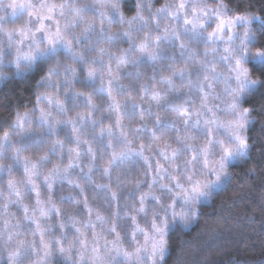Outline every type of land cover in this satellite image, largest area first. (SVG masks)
Returning a JSON list of instances; mask_svg holds the SVG:
<instances>
[{
	"label": "clouds",
	"instance_id": "clouds-1",
	"mask_svg": "<svg viewBox=\"0 0 264 264\" xmlns=\"http://www.w3.org/2000/svg\"><path fill=\"white\" fill-rule=\"evenodd\" d=\"M181 2L185 5L182 9ZM123 4L124 0H28L25 12L13 20H4L0 13V90L13 84H19L20 91L24 87L31 88L35 106L18 110L15 120L18 113L22 116L34 108L38 115L39 107L44 105L38 104L37 98L55 95L57 84L61 86L62 96L66 90L63 82L70 79V69L79 67L81 57L85 67L95 68L98 76L103 74L107 80L119 77L116 84L125 87H117L113 95L121 97V106H144L143 111L135 113L131 123L124 126L131 147L138 150L143 144L144 151L143 157L138 152L130 155L142 158V164L133 166L139 178L132 173L124 178L117 177V182L107 189L110 195L115 192L118 199L125 202L121 207L122 215L117 219L127 225L129 216L142 217L149 232L154 213L161 229L167 223L168 252L165 261L157 256L155 264H166L173 235L177 238L173 264H212L207 253L217 248L222 231H230L232 226L228 224L229 217H222L223 223L213 221L202 215V209L213 207L214 201L223 209L234 183V166L244 167L250 159L251 145L249 155L241 159L235 154L225 156L220 144L230 147L233 153L238 151L226 126L239 123L245 109L252 116L253 109L245 106V101L251 98L248 92L264 87V72L250 67H260L257 60L242 62L241 67L247 71L246 79L237 80L236 74L230 71L236 59L243 55L240 37L245 28L256 37L257 44V47H250L249 57L260 43H264L255 29L258 21L254 20L252 26L237 25L234 29L237 39L230 44L226 42L227 32L225 42H209L207 33L215 27L212 25L216 24L217 8L227 9L225 0H216V3L209 0H159V3L157 0H134L131 14L125 13ZM226 15L237 14L229 15L227 10ZM240 15L256 16L247 12ZM57 27L63 40L53 48L45 41L44 33H55ZM194 28L201 35H194ZM25 31L28 39L21 44ZM63 41L70 42L71 51L65 48ZM225 48L235 51L226 53ZM226 55L230 59L225 60ZM49 79L51 87H46L44 82ZM133 87L138 89L136 94ZM157 119L160 125L156 124ZM254 122V119L249 121L243 135L247 136V129ZM141 126L143 132L134 131ZM210 141L213 151L208 161L210 167L215 165V173L205 169L201 152ZM150 156L156 163L151 179L146 180L144 166H149ZM193 167L195 175L189 180ZM76 175L90 179L89 168ZM172 176L179 179L182 188L176 186ZM71 179L72 184L77 183L73 171ZM196 181H199V190L193 189ZM142 196L148 197L143 205L144 214L137 212ZM110 220L111 217L109 223ZM198 225L199 230L187 239ZM20 239L17 233L11 241L8 238L0 241V264H10L8 254L17 249L16 242ZM136 243H144L142 233L137 234ZM100 244L103 264H121L113 260L115 250L104 251L103 242ZM90 252L91 247L85 254L86 259ZM18 264H36V257L25 256ZM141 264H153V261L146 258Z\"/></svg>",
	"mask_w": 264,
	"mask_h": 264
},
{
	"label": "snow or ice",
	"instance_id": "snow-or-ice-1",
	"mask_svg": "<svg viewBox=\"0 0 264 264\" xmlns=\"http://www.w3.org/2000/svg\"><path fill=\"white\" fill-rule=\"evenodd\" d=\"M28 0H0V13H3L4 20H13L25 12ZM179 7H185L181 2ZM51 11V9H49ZM193 14H196V8H193ZM227 9L216 10V24L212 31L207 33L206 39L209 42H225L224 34L227 32V43L233 42L237 39V34L234 29L237 25H253V21H258L259 32L264 33V18L259 16L240 15L235 16L226 15ZM31 15V13H29ZM207 15V13H204ZM51 19V17H48ZM189 21L185 18V23ZM59 25V21H56ZM43 27V26H41ZM194 35H201L195 28ZM35 42L38 39L33 37ZM28 39L27 32L22 33V44L24 40ZM45 41L53 48L57 43L63 40L59 27L55 33L45 32ZM241 39V49L243 55L236 59L235 67L230 71L236 74L237 80L241 77L247 78V71L241 67L243 61L248 59L257 60L260 62V69H264V43H260L257 51L253 56L249 57L250 47H257L256 37L250 35L248 28H245ZM264 41V35L261 36ZM67 50L71 51V44L68 41H63ZM226 53L235 51L234 49L225 48ZM20 53L18 52V55ZM225 60L230 59L229 56L224 57ZM95 63V62H93ZM103 62L101 61V66ZM257 66V65H256ZM109 71L111 65L109 64ZM71 77L63 82L66 89L61 96V86L57 84L55 95H46L37 98V103H43L44 106L39 107L38 115L36 109L32 112H25L22 116L17 114L15 120L12 121L7 131H2L0 134V160H9L10 163H0V176L7 173L9 179L7 180V197L0 192V200L3 204L0 205L3 211L7 213L9 207L15 204L17 207L23 209V221L27 222V229L31 232L32 239H20L17 243V249L14 252H9L8 260L10 264H18V262L25 256L36 257V264H53V257H61L65 264H103V258L99 255L101 251L100 241L103 240V249L107 252L116 251L114 261H120L121 264H141V261L146 258L151 259L155 264L156 257L160 261H165V254L168 252V238H167V223L164 228L158 225L156 214L154 213L151 220V232L145 227H141L138 223V216L132 215L131 223L132 230L130 233L131 240L135 243V247H125V237L129 235L127 225L118 221V212L111 213L110 223L99 210L96 211L95 220L100 222L102 230L97 232L96 224L92 221V208L89 205L88 198L85 196L83 206L88 211V219L83 221L84 228L89 226L92 229L91 241L88 240L86 231H82L78 227L76 218V211L81 201L76 200V208L67 216V222L63 219L64 212L62 208L58 207L53 198L55 185L58 181H66L72 184L71 173L76 167H80V161L84 151L81 149V144H87L86 155L89 160V174L93 171V165L97 160L98 153L94 151L92 143L88 139H81L86 136L85 128L91 125L93 128L92 139L98 141L100 147L106 151L111 150V158L108 160L106 166L103 167V176L111 180L112 171L118 161L128 158L132 153H137L143 157L144 145L141 144L139 149L131 147V141L128 139V132L124 127L123 108L116 97L113 95L114 90L119 87L123 89L124 85H117L116 78L107 80V87H104V75L98 76L95 68H86L83 57L80 58V65L76 69H70ZM264 72V71H261ZM183 73L181 72V76ZM100 81V86L96 87V81ZM46 87H51V80L45 81ZM80 89V90H78ZM264 91V87L257 89H250L248 95L255 96L257 93ZM107 96V107L104 108L102 104L97 103V100H103L104 94ZM141 105H133V108ZM103 112L100 119L95 118L98 111ZM135 116V111L129 114L132 119ZM108 120L107 126H101L99 133L95 132L98 125H103L104 120ZM141 119L143 117L141 116ZM240 122L229 124L226 127L229 129V134L238 145V151L233 153V150L220 144V148L225 156L238 155L241 159L249 155L248 149L250 144L248 136L243 135L242 132L246 129L247 124L254 117L250 116L249 110L245 111L239 117ZM188 122L185 121V124ZM156 124L160 125L161 121L156 120ZM248 130V129H247ZM137 133L143 132L144 128L135 129ZM211 135V129H209ZM64 137L61 139V137ZM107 137L108 142L105 144L104 140ZM74 145L69 147L67 155V164L65 160V143ZM119 148V151L117 149ZM211 141L209 146L201 149L203 154V164L205 169L215 173V165L209 166L208 157L212 153ZM101 159L103 152L99 153ZM35 157V158H33ZM151 165H149V168ZM22 170V178L17 180L13 178L14 171ZM195 175V168L193 167L188 179L191 180ZM172 181L176 183L177 187H183L176 176L171 177ZM139 187V184L137 185ZM81 192L84 189L79 183L75 184ZM111 184H97V189H109ZM194 190H199V181L193 185ZM45 191L47 197H44ZM31 194V195H30ZM13 197L15 199H13ZM34 197V205L25 204V199H32ZM113 200H118V194L111 193ZM147 196L140 198L141 207L137 212L144 214L146 212L143 207ZM155 198V197H154ZM61 201L65 197H60ZM185 200L187 202V193H185ZM171 207V205H170ZM29 212L32 214L29 215ZM53 214L57 218V223H52ZM70 222V223H69ZM188 226L187 223L184 224ZM17 226H10L8 221H5L4 231L8 232V239L11 241L14 233L13 228ZM61 231L59 236L54 232L55 228ZM72 228L75 230V236L71 241L67 239L66 230ZM106 228V232L104 229ZM142 233L144 243H136L137 234ZM112 235V239H108V235ZM67 243V247H65ZM89 243H91L90 256L86 259V253L89 252ZM79 245L80 247H77ZM150 247V251H149Z\"/></svg>",
	"mask_w": 264,
	"mask_h": 264
},
{
	"label": "trees",
	"instance_id": "trees-1",
	"mask_svg": "<svg viewBox=\"0 0 264 264\" xmlns=\"http://www.w3.org/2000/svg\"><path fill=\"white\" fill-rule=\"evenodd\" d=\"M157 3H159L158 0ZM225 3L230 14L247 12L264 18V0H225ZM134 6V0H124L123 9L125 13L131 14L134 11ZM255 29L260 35H264V33L259 32L258 25ZM250 67L257 72L264 71V69H260L256 65H250ZM19 89H21L19 84H13L0 90V134H2V131L8 130L18 110L35 106V97L31 88L24 87L22 91ZM137 92L138 89L133 87V93L136 94ZM115 97L118 101L121 100L119 95ZM106 101L107 96L105 93L103 100H97V103L102 104L106 108ZM141 106L144 107L143 105ZM245 106L253 109L252 117H254L255 121L247 130L248 142L252 146L249 162L244 167L234 166V183L229 188L227 193L229 199L224 202L223 209L218 207L215 201L213 207L202 209V215L213 221L223 223L222 217H229L228 224L232 226L230 231H222L217 248L207 253L212 264H230V262H235V264H264V91L246 100ZM122 108L124 113L123 124L127 127L131 123L129 114L133 113V111L138 113L141 108L136 107L134 109L131 104L124 105ZM102 114V110L98 111L95 114V118L99 120ZM107 124L108 120L105 119L103 125H98L95 128V132L99 133L100 127L107 126ZM84 131L87 134L85 138L92 143L94 151L98 153L97 160L93 165V171L89 174L90 179L77 175L79 184L84 189L83 192L76 188L75 184L58 181L54 188L53 198L57 202L58 207L62 208L66 222L67 216L76 208V200L81 201L76 211L77 221L88 219V211L82 203L85 196L88 198L89 205L93 210L92 219L95 218L97 210L106 219H109L113 212H118L119 217L122 215L121 207L125 203L124 200L122 198L113 200L107 189H97L95 185H113L117 182V177L124 178L129 173L138 178L134 165L131 166L135 163L132 160L125 163L124 159L118 161L113 168L111 180H109V178L103 176V167L107 165L108 160L111 158V150L104 151L100 147L99 142L92 139L93 128L91 125H88ZM107 142V137H105L104 143L106 144ZM81 147L84 148V145L81 144ZM101 151L103 152L102 159L99 155ZM117 151H119V148ZM131 159L136 160V163L137 160L139 164L143 163L139 157H131ZM81 161V165L88 162L86 154L82 156ZM85 169L87 170V167ZM85 169L84 172H86ZM74 170L76 174L81 173L77 171V167ZM61 196L68 197V199L61 201ZM44 197H47L46 191ZM52 221L54 224L57 223V218L54 214ZM127 225L129 227L131 225L130 217L127 218ZM199 228L200 225L194 228L186 238L191 239ZM60 231L58 227L54 229L58 236ZM72 231V228L67 229V233ZM170 239L172 246L170 254L166 257V264H173V260L176 257L177 238L173 235ZM58 258H55L53 264H65L62 258Z\"/></svg>",
	"mask_w": 264,
	"mask_h": 264
},
{
	"label": "rangeland",
	"instance_id": "rangeland-1",
	"mask_svg": "<svg viewBox=\"0 0 264 264\" xmlns=\"http://www.w3.org/2000/svg\"><path fill=\"white\" fill-rule=\"evenodd\" d=\"M159 2V0H158ZM210 3H216V0H209ZM229 13V12H228ZM229 15H231L229 13ZM213 27L215 25H212ZM257 26H255L256 28ZM96 86L99 87L100 86V81L97 80L96 81ZM104 87L106 88L107 87V79H105V83H104ZM64 137L62 136L61 139H63ZM81 139H85V136H82ZM83 144V143H82ZM84 145V148L81 147V149L84 151V153L86 154V150H87V147L88 145L87 144H83ZM86 145V147H85ZM69 147H74V145H70L68 144L67 142L65 143V148H64V152H65V160H64V164L66 165L67 164V155H68V149ZM93 147V146H92ZM146 155L148 153H145ZM35 158V157H33ZM136 158V157H135ZM140 158V157H139ZM134 162L135 164H132L131 166L133 165H136V164H139V161L137 160V163H136V160L134 159H131V157L129 156L128 158L124 159V162L125 163H128L129 161ZM140 160L142 161V158H140ZM143 162V161H142ZM0 163H3V164H8L10 163L9 160L5 159V160H0ZM80 163V167H77V171L78 172H81V170L84 169L87 167V170L86 172L88 171V166H89V160L87 163L85 164H82V161L79 162ZM155 163L156 161L150 156L149 157V165H151V167L149 168V166H145V168L147 169L146 171V174L144 176V179L148 180V179H151V176H152V172L154 171V166H155ZM73 173H74V178L77 180V183H79L78 181V177L75 173V170H73ZM13 178L19 180L22 178V170H18V171H14L13 173ZM139 178V177H138ZM9 179L7 173H5L3 176H0V192H3L4 193V197L6 198L7 197V180ZM31 195V194H30ZM43 198H46V197H43ZM13 199H15L13 197ZM24 203L25 204H29L30 206L31 205H34L35 203V200H34V197L32 199H25L24 200ZM3 204V200H0V205ZM32 213L29 212V215H31ZM23 216H24V212H23V209L20 208V207H17L15 204L11 205L7 211V213H5L2 209V207H0V241L2 240H6L8 238V232L7 231H4V224H5V221H8L10 226H17V227H14L13 228V231L14 233H19V238L23 239V238H27V239H32V235H31V232L27 229V222H24L23 221ZM130 217V216H129ZM128 217V218H129ZM63 219L65 220V216L63 217ZM66 221V220H65ZM93 223L96 224V231L97 232H100L101 231V224L100 222L96 221L95 218L92 219ZM83 221H79L78 220V223H80L79 225H77L78 227H81V230L82 231H86L87 234H88V240L89 242L91 241V234H92V229L91 227L89 226L88 228H84V226H80L82 224ZM52 223H54L52 221ZM70 223V222H69ZM138 223H140L141 227H145L147 228V225H146V222L144 221V219L141 217V218H138ZM132 223L129 227H127V231L129 233L128 236L125 237V240H124V246L125 247H135V243L131 240V236H130V233H131V230H132ZM66 234H67V239L69 241H71L73 239V237L75 236V230L73 229L72 232H69L67 233V230H66ZM57 235V234H56ZM58 236V235H57ZM108 239H112V235H108ZM101 243L103 242V240L100 241ZM65 247H67V243H65ZM77 247H80L79 245H77ZM89 247H91V243H89ZM59 256H54L52 259L53 261L55 260V258L57 259ZM61 257H59L58 259H60Z\"/></svg>",
	"mask_w": 264,
	"mask_h": 264
}]
</instances>
